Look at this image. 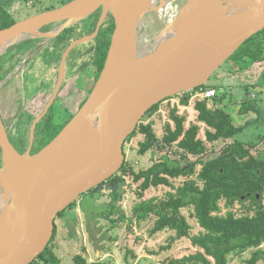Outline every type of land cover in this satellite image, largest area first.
<instances>
[{
	"label": "water",
	"instance_id": "obj_1",
	"mask_svg": "<svg viewBox=\"0 0 264 264\" xmlns=\"http://www.w3.org/2000/svg\"><path fill=\"white\" fill-rule=\"evenodd\" d=\"M150 1L70 0L0 29L1 57L24 39L55 38L98 10L93 34L67 51L94 38L109 14L114 23L95 84L50 142L31 154L30 140L20 153L0 117V264H31L48 246L58 214L121 169L124 144L149 109L206 85L264 28V0H188L153 49L138 56Z\"/></svg>",
	"mask_w": 264,
	"mask_h": 264
},
{
	"label": "trees",
	"instance_id": "obj_2",
	"mask_svg": "<svg viewBox=\"0 0 264 264\" xmlns=\"http://www.w3.org/2000/svg\"><path fill=\"white\" fill-rule=\"evenodd\" d=\"M99 11L85 22L90 23L86 32L94 29ZM17 20L0 0V29L14 24ZM114 27L111 15L104 21L101 29L100 69L103 66L110 35ZM237 70H247L255 64L264 62V28L258 31L229 58ZM0 79L2 76L0 75ZM255 82L252 87H258ZM248 85L245 92L248 94ZM215 88L217 93L212 98L199 99L194 102L196 111L195 122L185 128V116L178 113V106H188L194 92L200 89ZM171 98H178V105L169 111L173 126L166 124L164 134L157 137L151 128V123L144 125L141 121L135 131L127 138L129 141L137 132L143 135L138 142V154L144 155L153 148L167 149L174 147V156L165 154L146 169L134 171L126 159L121 169L103 184L110 186L123 185V175L129 174L136 184V194L140 202L132 208V214L137 219L144 220L155 216L152 234L167 230L176 235L168 238L161 250H168L172 243L180 238H188L195 249L193 252L178 258H170L164 264H228L231 254L241 255L248 249L251 252L248 264H257L264 260V158L259 155L258 142H243L234 140L226 145L221 153L204 160L207 143L218 140H229L243 132L245 125H235L232 116L221 105L226 94L218 85H203ZM154 105L149 112L156 109ZM257 105L247 97L243 99L240 112L247 113L256 110ZM200 124H204L205 138L198 137ZM125 148L123 151L125 154ZM199 166V168H198ZM183 179L179 185L174 180ZM100 185V186H101ZM169 188L166 197L161 200H144L143 194L152 187ZM97 190H90L95 192ZM114 198L117 192L113 193ZM72 203L69 207L74 206ZM183 209L190 212L200 227L199 233L191 235V225ZM65 210L57 217L62 218ZM109 218V215H105ZM112 225L116 219L109 218ZM56 235L54 226L52 238L46 249L31 263L42 260L45 264H61L53 254L51 243ZM157 254V252H152ZM74 264H87L86 257L79 253L73 257ZM100 264V263H95Z\"/></svg>",
	"mask_w": 264,
	"mask_h": 264
},
{
	"label": "rangeland",
	"instance_id": "obj_3",
	"mask_svg": "<svg viewBox=\"0 0 264 264\" xmlns=\"http://www.w3.org/2000/svg\"><path fill=\"white\" fill-rule=\"evenodd\" d=\"M1 1L14 18L19 21L39 12L58 7L70 0ZM150 15L155 20V12H150ZM157 24L156 22L152 26L148 24L144 31L141 30V33L150 36ZM91 45L92 42L89 43V47ZM92 70L93 68L90 66L88 71ZM0 75L2 76L3 73H0ZM255 82H258V87H252ZM16 84H18V81H16ZM207 84L221 87V90L226 94L221 107L231 114L235 125H245V127L243 132L232 139L207 143V151L203 155V159L207 160L218 156L222 149L234 140L257 141L259 155L264 158V62L255 64L250 69L243 71L237 70L232 61L228 60L210 77ZM245 85L250 86L248 94L245 92ZM196 94V92L193 93L188 106H178V113L186 118L185 128L195 122L194 102L202 99L200 96L196 97ZM6 95L5 90L2 89L0 91V114L3 118H5V115L2 106ZM21 96H18L19 100ZM245 97L251 103L257 105L256 110H250L247 113L240 112ZM178 102V98L164 100L158 104L156 109L146 113L141 122L144 125L151 123L152 130L157 137L161 138L164 134L165 125L170 124L173 126V122L169 118V111L174 105H178ZM77 108H74V113ZM12 118L13 116L9 120L11 121ZM61 126L64 125H59V127ZM59 127L58 130H61L62 127ZM10 128L14 130L16 126L9 123L8 129L10 130ZM205 129V125L200 124L198 137L201 139L205 138ZM142 140L143 135L137 132L124 144L125 159L135 172L148 168L166 152L168 155L174 156V147L167 149L153 148L144 155H139L138 142ZM15 144L19 146L17 142ZM119 174L120 172L117 175ZM123 177L125 179L123 185L113 188V186L103 184L97 187L95 192L89 191L81 195L74 206L65 209L62 218H56V235L51 243V250L61 264H74L73 257L79 253L86 257L87 264H164V261H168L170 258H178L195 250L190 240L185 237L174 241L168 250L160 249V247L167 244L170 236L176 235V232L163 230L152 234L151 231L156 220L155 216L147 217L144 220L133 216L132 208L140 202V198L136 194V184L132 182L131 176L125 174ZM182 182L183 179L181 178L174 180L176 186ZM168 191L169 188L164 186L152 187L144 192L143 199L161 200L166 197ZM114 192H117V197L113 200ZM182 213L191 225V235L199 233L201 229L195 219L190 216V212L183 209ZM107 214L109 218L117 220L115 226L105 216ZM260 247L264 249V243ZM253 250V248L248 249L241 255L231 254L228 264H248L247 260ZM153 251L157 254H152ZM34 264L45 263L39 260ZM257 264H264V260L258 261Z\"/></svg>",
	"mask_w": 264,
	"mask_h": 264
},
{
	"label": "flooded vegetation",
	"instance_id": "obj_4",
	"mask_svg": "<svg viewBox=\"0 0 264 264\" xmlns=\"http://www.w3.org/2000/svg\"><path fill=\"white\" fill-rule=\"evenodd\" d=\"M98 11L97 21L101 13ZM93 15L64 29L55 38L24 39L3 54L0 60V73H3L0 91L4 89L7 95L2 106L5 118L1 114L0 117L10 141L18 152L26 151L30 140L31 154L50 142L60 131L59 125L68 122L74 108L81 106L95 84L102 69L100 29L103 24L94 38L67 51L74 41L93 34L97 21L92 31L85 32L90 24L85 21ZM107 19L108 16L104 21ZM55 27L56 24L49 25L43 28V31ZM90 66L92 71H88ZM16 81L18 84L15 85ZM20 95L22 96L19 100ZM11 116L13 118L10 121ZM9 123L16 126V129L9 130Z\"/></svg>",
	"mask_w": 264,
	"mask_h": 264
},
{
	"label": "bare ground",
	"instance_id": "obj_5",
	"mask_svg": "<svg viewBox=\"0 0 264 264\" xmlns=\"http://www.w3.org/2000/svg\"><path fill=\"white\" fill-rule=\"evenodd\" d=\"M188 0H151L150 11L144 15L141 23V30L149 24L152 26L155 22L158 23L151 35L138 32V56L147 55L155 46L157 41L164 35L167 28L182 14L183 9ZM155 12V20L150 15V12ZM24 78V77H23ZM4 198V194L0 192V200Z\"/></svg>",
	"mask_w": 264,
	"mask_h": 264
},
{
	"label": "built area",
	"instance_id": "obj_6",
	"mask_svg": "<svg viewBox=\"0 0 264 264\" xmlns=\"http://www.w3.org/2000/svg\"><path fill=\"white\" fill-rule=\"evenodd\" d=\"M197 94L195 95L196 97H201L202 99L204 98H212L216 95L217 91L215 88H207V89H200L199 91L196 92Z\"/></svg>",
	"mask_w": 264,
	"mask_h": 264
}]
</instances>
